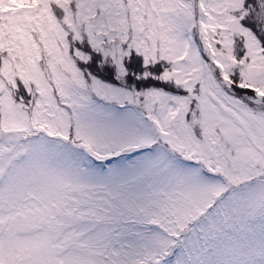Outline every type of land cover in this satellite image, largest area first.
Listing matches in <instances>:
<instances>
[{"label": "snow or ice", "instance_id": "snow-or-ice-1", "mask_svg": "<svg viewBox=\"0 0 264 264\" xmlns=\"http://www.w3.org/2000/svg\"><path fill=\"white\" fill-rule=\"evenodd\" d=\"M0 264H264V0H0Z\"/></svg>", "mask_w": 264, "mask_h": 264}, {"label": "clouds", "instance_id": "clouds-1", "mask_svg": "<svg viewBox=\"0 0 264 264\" xmlns=\"http://www.w3.org/2000/svg\"><path fill=\"white\" fill-rule=\"evenodd\" d=\"M50 243L51 242L49 238L47 236H44L39 243L29 245L27 249L29 261L38 259L39 256L48 249Z\"/></svg>", "mask_w": 264, "mask_h": 264}]
</instances>
